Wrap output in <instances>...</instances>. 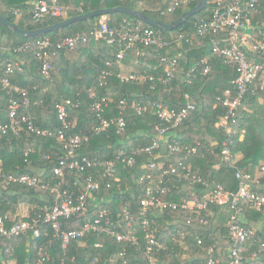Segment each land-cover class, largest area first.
<instances>
[{
    "label": "trees",
    "instance_id": "16d2710c",
    "mask_svg": "<svg viewBox=\"0 0 264 264\" xmlns=\"http://www.w3.org/2000/svg\"><path fill=\"white\" fill-rule=\"evenodd\" d=\"M31 0H0V12L11 23L16 24L19 29L33 31L54 25L66 19L78 15L89 13L95 10L111 9L120 6L129 7L134 10L142 11L147 17L158 20L165 24H170L179 19L188 10L196 7L200 0H190L188 5L179 8L174 14L162 15V10L170 6L169 0H62L66 8L64 17L57 19H45L40 23H35L32 16L28 13ZM219 0H207L206 8L189 18L188 22L174 31H163L157 27L146 25L149 28L161 30L165 35L186 34L189 37L195 35V22L201 18H208L211 11ZM230 0H222L227 3ZM22 9V15H16L14 11ZM259 15L264 13V8L260 7ZM259 15L252 19L254 27H257ZM109 25L114 29H119L125 21L134 27L138 26L140 20L136 17L124 13H112L108 15ZM99 18H93L76 22L68 27L61 28L55 32L45 35L54 43L58 40L75 36L77 34L91 35L95 25H98ZM143 24V23H142ZM41 37H26L17 35L12 29L0 22V63L5 55H1L3 50L19 49L26 43L33 42ZM213 36L196 38L193 44L183 43L181 48H158L148 47L147 56L136 58L135 53L130 52L126 64L136 62V72H146L147 74H157L154 70L159 65L162 57H176L178 60V72L175 80L165 84L157 83L151 89L152 83L146 82L123 83L116 77L109 79L107 87H101L98 83L99 75L103 70H110L115 73L121 72V67L115 62L112 49L105 41L95 40L83 44L76 51L63 52L61 56L52 59L54 69L52 80L47 81L40 76L41 63L36 58L37 50L31 49L19 53V57L26 61L23 72L16 71L10 75L9 81L13 87L26 91V96L16 92L11 88L0 85V118L5 123L10 121V106L14 101H18V119L23 116H30L33 123L42 129L53 132V136L29 137L24 134L15 137L12 133L2 138L0 144V156L4 165V173L11 175L29 174L40 179L55 182L54 169L58 164V157L67 154L61 142L57 140L58 131L61 129V122L58 119L56 106L69 99L74 103H81L80 107L71 110L72 117H79L77 125L70 130L69 135L80 132L90 134L93 128L99 124L96 113L90 110L93 103L90 97L91 92L96 88L99 96L113 99L109 108L106 110V118H117L120 116L118 106L121 100L129 102L124 112L127 127L118 133L117 125L105 133L94 134L88 143H85L75 153L76 158L84 156L93 159H115L121 150L130 151L139 147H147L152 144L155 135V126L160 123L159 118L152 113L138 115L131 105L136 99L161 101L171 109L180 110L185 105V95L189 93L191 101L196 104V109L190 112L189 117L179 126L176 133L180 136L178 143L182 151L172 156L174 163L180 161L191 164L193 169L202 178L203 183L192 185L190 182H180L174 176L166 177L169 185L181 189L180 194H169L166 200L173 202L179 201L180 195L187 191H195L199 195L211 192L217 185H223L227 191L235 192L239 187L237 173L241 172L249 175L248 184L253 192L264 194V116L256 118L253 115L258 103H264V92L256 90L249 92L238 111V124L234 126L231 133L224 132L217 128L216 124L220 118L226 114V109L218 105V98H225L228 90L233 91L232 82L237 79V72L226 65L222 58L213 59L210 62L211 72L205 77L196 76L191 85L183 83V71L199 62L205 57L211 56ZM254 57V56H252ZM257 62H263L264 58L254 57ZM111 60L112 66H107ZM91 62L95 67H91ZM164 69L162 68V73ZM0 75H3L0 72ZM47 89V91H45ZM137 95H140L137 97ZM28 97L31 104L25 106L24 99ZM236 131V134H234ZM243 135V138H241ZM232 141V149L236 156V163L232 166L227 164L221 156V145L224 141ZM196 154L187 160L185 148H193L199 145ZM29 155L25 154L28 150ZM162 153H168V144H164ZM156 154V153H154ZM154 154L141 153L137 156L136 164L133 167L119 166V182H113L111 188L107 187L108 179H101V189L94 193L102 203L98 206L89 201L88 211L79 213L70 219H61L63 231L80 229L88 220L97 217L103 208L112 211V220L117 224L116 229L120 233H128L130 230L124 220L123 209L125 207L132 211L135 221L136 235L138 244H123L107 235L91 234L81 241L74 240L64 249L62 240L54 236V232L48 225H40L41 237L35 240L26 238L20 240L2 239L0 242V264H37L40 255V247H49L50 259L44 264H92L94 258H99V264H109L113 260L121 263L117 256L120 252L126 251V259L129 264H149L147 256V246L144 240L143 219L140 216L141 199L144 195L146 185L140 184L144 175L154 174L160 177L159 170L148 168L154 160ZM168 160V159H166ZM79 177L71 172L64 181L63 189H67L77 199L81 191L84 190L86 177ZM77 184V185H76ZM56 195L49 190L28 188L19 184H12L4 188L0 185V215L6 216L14 212L22 203H27L30 209V217H33L38 208H52L55 205ZM245 226L256 230L255 239L249 241L245 247L246 264H264V253L259 254L258 258H252V254L257 252L264 244V207L260 210L253 205L245 204ZM211 210L216 216H209V220L214 224L204 226L198 222L188 223L190 212L188 211H165L152 209L148 218L153 229L155 222L160 224L156 233L157 240L165 246V249L155 251L153 257L155 264H200L208 260L211 256L206 248L197 243L194 236L189 235L187 241V251L180 246H176L173 236L178 230L193 231L199 229L202 233L206 246L217 242V249L214 256L221 259V264H228L226 249L229 246L227 222L231 213L230 209L213 206ZM9 225V223H7ZM100 245V248H96ZM9 249L7 253L6 250ZM188 254L186 259L182 256ZM73 258L75 260L73 261Z\"/></svg>",
    "mask_w": 264,
    "mask_h": 264
},
{
    "label": "built area",
    "instance_id": "2783aa9c",
    "mask_svg": "<svg viewBox=\"0 0 264 264\" xmlns=\"http://www.w3.org/2000/svg\"><path fill=\"white\" fill-rule=\"evenodd\" d=\"M146 1V0H141ZM170 6L162 10V15L174 14L179 8L188 5L190 0H169ZM62 0H31L28 13L32 16L35 23H40L45 19H57L64 17L66 8L61 3ZM264 8V0H230L223 3L219 0L216 6L211 11L208 18H201L195 22V35L192 37L181 33L177 36L171 34H163L161 30L149 28L145 24L140 23L134 27L128 21L119 29H114L109 25V17L102 16L99 18L98 25H95L91 35L77 34L75 36L65 37L57 42H53L49 37L43 36L33 42L26 43L19 49L12 51L4 49L1 55H5L0 63V85L5 88H11L16 92L26 96V91L13 87L9 81L10 75L16 71L23 72L26 66V61L19 57V53L27 50L36 49V58L41 63L40 76L47 80H52V71L54 69L52 59L61 56L63 52L76 51L83 44L90 41H105L108 45L114 48L116 63L121 64L130 54L135 53L136 58L140 59L147 56L148 47L158 48H181L183 43L193 44L196 38H204L213 36L211 56L201 59L196 64L192 65L187 70L183 71V83L191 85L196 76L205 77L211 72L210 62L216 58H222L226 65L230 66L237 72V79L232 82L233 91L228 90L225 98H218V105L226 109L224 117L220 118L216 124L217 128L224 132L231 133L234 126L238 124V111L241 108L245 97L251 92L260 90L264 92V61L257 62L254 57L264 58V25L257 24L255 28L252 19L258 12L259 8ZM16 15H22V9L14 11ZM254 56V57H252ZM136 63H139L138 60ZM112 62H107V66H112ZM162 68L164 69L162 73ZM157 74H147L146 72L138 71L125 75L121 72L115 73L110 70H103L98 78L99 86L107 87L109 79L116 77L123 83L142 84L146 82L152 83L151 89L155 88V84H165L175 80L178 68V60L176 57H162L160 63L154 69ZM47 91V90H45ZM140 95H137V97ZM90 97L93 103L90 105V110L96 113L99 124L93 128V131L88 133H78L69 135L70 130L74 129L77 124L73 123L71 110L80 107L81 103H74L67 99L63 103L56 106L58 111V119L61 122V129L58 131L57 140L62 143L67 154L58 157L57 167L54 169L55 182L40 179L37 176L29 174L8 175L4 173V165L0 156V185L4 188L12 184H19L28 188H37L41 190H49L56 195L55 205L52 208H38L35 215L30 217V214L20 220L14 219L10 214L6 216L0 215V242L6 240H35L41 237L40 225H48L54 232V236L61 239L63 248L66 249L72 241H81L83 238L91 234L107 235L123 244L137 245L139 240L136 235L135 219L132 211L127 207L123 209L124 220L129 228L128 233H120L116 229V223L112 220V211L109 208H103L99 211L94 219L88 220L80 229H71L63 231L61 219H70L79 213L88 211L89 201L98 206L102 203L98 197H94V193L101 189V179H108L107 187L111 188L113 182H119L118 176L119 166L133 167L136 164L137 156L141 153L154 154V160L148 168L159 170L160 177L154 174L144 175L140 184L146 185L143 198L141 199L140 216L143 219L145 243L147 246V256L149 264H155L153 253L155 251L165 249L156 237V233L160 224L155 222L153 229H147L150 226L148 218L149 212L152 209L165 211H188L190 217L188 223L198 222L204 226L214 224L215 220L210 221L209 216L214 214L211 207L218 206L225 210L230 209L229 220L227 222L229 246L226 249L228 264H246L245 247L247 243L255 239L257 232L255 229L245 226V204L253 205L260 210L264 207V194L253 192L248 181L249 175L238 172L239 187L237 191H227L223 185H217L211 192L199 195L195 191H187L180 195L179 201L173 202L166 200L165 196L169 194L179 195L181 189H177L173 185H169L166 177L174 176L180 182H190L192 185L205 184L202 178L193 169L191 164L180 161L174 163L172 156L182 151L181 145L178 143L180 136L176 130L189 117L190 112L196 109L191 99V95H185V105L180 110L171 109L164 105L161 101L146 100L142 102L134 99L131 105L136 110L138 115L152 113L153 116L159 118L160 123L155 126V135L152 144L147 147H139L130 151L121 150L115 159H90L86 156L76 158L75 153L85 143H88L94 134L98 135L105 133L116 124L118 133L124 131L127 127V122L124 112L129 105L127 100H121L118 106L120 116L117 118H106L105 113L113 102L112 98L99 96L95 91L91 92ZM141 97V96H140ZM23 104L28 106L31 101L28 97L24 99ZM20 104L14 101L10 106V121L5 123L0 118V140L11 133L15 137H21L24 134L29 137L53 136V132L48 129H42L35 125L30 116H23L18 119V109ZM236 134V131H234ZM1 144V141H0ZM164 144H168V153L164 155L162 148ZM200 144L193 147L185 148L187 155L186 160L196 154ZM32 151V150H30ZM25 154L27 157L29 152ZM221 156L223 160L230 165L236 163V156L232 149V141L230 139L224 141L221 145ZM168 159V160H166ZM264 171V168H262ZM75 173L79 177L87 175L84 190L74 199L67 189H63L64 181L69 173ZM77 185V184H76ZM215 222V223H214ZM9 223V225H7ZM216 229V228H215ZM191 235L197 240V243L206 248L211 256L208 260L200 262V264H221V259L215 257L217 242L213 245L206 246L202 233L199 229L193 231L178 230L173 239L176 246H180L187 251V237ZM96 245V248H100ZM0 247V252H1ZM9 252V249L6 250ZM264 253V244L261 248L252 254V258H258L259 254ZM40 258L37 264H44L50 259L49 247H40L38 250ZM188 254L183 255L186 259ZM121 263L113 260L109 264H129L126 259V251H122L117 256ZM75 258H73V261ZM99 258L93 259L92 264H99Z\"/></svg>",
    "mask_w": 264,
    "mask_h": 264
},
{
    "label": "water",
    "instance_id": "95a60500",
    "mask_svg": "<svg viewBox=\"0 0 264 264\" xmlns=\"http://www.w3.org/2000/svg\"><path fill=\"white\" fill-rule=\"evenodd\" d=\"M206 6H207V0H200L199 4L196 7L188 10L179 19H177L176 21H174L170 24H165V23H162L158 20L151 19V18L147 17L142 11L134 10V9H131L129 7H124V6H120L117 8H111V9H101V10L91 11L89 13H84V14L78 15L76 17L66 19V20L59 22V23H56L54 25L44 27L41 29H37V30H33V31H26V30L19 29L16 24L9 22L2 15L1 12H0V22L3 23L6 27L12 29L19 36L41 37V36H45L49 33L55 32L61 28L68 27V26H70L76 22H79V21L98 18V17H102V16H108L112 13H124V14H127L129 16L136 17L143 24L151 25V26L157 27L163 31L170 32V31H174V30L178 29L180 26L186 24L188 22L189 18L194 17L198 13H201L206 8Z\"/></svg>",
    "mask_w": 264,
    "mask_h": 264
},
{
    "label": "rangeland",
    "instance_id": "374dc122",
    "mask_svg": "<svg viewBox=\"0 0 264 264\" xmlns=\"http://www.w3.org/2000/svg\"><path fill=\"white\" fill-rule=\"evenodd\" d=\"M259 15V13L257 12L255 15ZM254 15V16H255ZM256 24H263L264 25V13L263 14H261V15H259V19L257 20V22H256ZM120 67L124 70V71H127V72H129V71H131V70H133V68H132V66H131V64L129 63V64H126V63H123V65H120ZM260 102H263L262 100L260 101ZM258 105V104H257ZM263 106H259V108L255 111V116H256V118H261L262 116H264V108H262ZM254 112V111H253ZM78 120H79V117H73V123L74 124H77V122H78ZM241 138H243V135H242V137ZM32 208V206H30L29 204H27V203H22L19 207H18V209L16 210V211H14V212H10V215L14 218V219H17V220H20L21 218H24V217H26V216H28L31 212V209ZM14 262V261H13ZM10 263V264H15V262L14 263Z\"/></svg>",
    "mask_w": 264,
    "mask_h": 264
},
{
    "label": "crops",
    "instance_id": "0c3cea01",
    "mask_svg": "<svg viewBox=\"0 0 264 264\" xmlns=\"http://www.w3.org/2000/svg\"><path fill=\"white\" fill-rule=\"evenodd\" d=\"M106 44H107V43H106ZM107 45H108V44H107ZM109 46H110V45H109ZM110 47H111V46H110ZM111 49H112V53L114 54V53H115L114 48L111 47ZM114 56H115V54H114ZM129 58L132 59L131 57H127L124 61L121 62L120 65H123V63H125V61H126L127 59H129ZM108 62H112V61L109 60ZM115 62H117V61H116V58H115ZM130 64H131L133 70L127 72V71H124V70L121 68V71H122L123 74L128 75V74H131V73H136V70H135V67H136L135 64H136V62H133V63L131 62ZM88 65H90L91 67H95V65H94L93 63H91V62H89ZM120 65H119V67H120ZM46 90H47V89H46ZM93 91L96 92V88H94ZM259 106H263L262 108H264V103H263V102L258 103V105L256 106L254 112H252L254 116H255V111L259 108ZM30 150H31V149H30ZM30 150H28V151H30ZM1 159H2V157H1ZM262 168H264V164L262 165ZM12 175H14V174H12ZM184 254H187V253H184ZM184 254H183V255H184ZM182 258H183V256H182ZM13 263H14V262H13Z\"/></svg>",
    "mask_w": 264,
    "mask_h": 264
}]
</instances>
